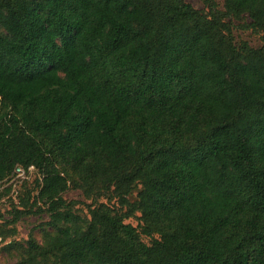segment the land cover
I'll use <instances>...</instances> for the list:
<instances>
[{
    "label": "trees",
    "instance_id": "trees-1",
    "mask_svg": "<svg viewBox=\"0 0 264 264\" xmlns=\"http://www.w3.org/2000/svg\"><path fill=\"white\" fill-rule=\"evenodd\" d=\"M203 1L0 0V181L34 166L10 223L51 228L17 264H264V44L227 20L264 0Z\"/></svg>",
    "mask_w": 264,
    "mask_h": 264
},
{
    "label": "rangeland",
    "instance_id": "rangeland-1",
    "mask_svg": "<svg viewBox=\"0 0 264 264\" xmlns=\"http://www.w3.org/2000/svg\"><path fill=\"white\" fill-rule=\"evenodd\" d=\"M186 2L192 4L196 9L204 12H208L206 5L203 0H185ZM220 9L224 8V0H218ZM233 27L234 36L236 42L240 44L242 41H247L252 47H261L264 44V31L255 32L252 29L244 27L250 23V18L245 16L242 20L229 19ZM40 178L38 171L29 173L27 179H18L15 184L8 183L7 187H12L10 194H5L0 197V226L5 229L15 228L17 233L15 236L10 238L0 237V264H17L23 258V253L27 247V241L30 238H34L37 242H43V234L45 231L51 230L47 225L50 220L48 213H38L23 217L17 223H10L13 219V208L18 205V197L23 196L26 189H33L34 195L38 192L36 188V180ZM6 187V188H7ZM138 189H136L131 196V200H135L137 196ZM63 197L70 202H74V207L77 213L83 217H90L88 212V205L92 203L91 199L86 198L82 189L74 188L72 186L63 194ZM99 203H107L109 206L118 207L117 201L115 199L108 201V199L101 198L98 200ZM43 202H39V206L45 207ZM139 212L135 216L127 220L134 226L140 224ZM142 239L146 243H150V238L142 235ZM13 243V244H12ZM10 244L11 247H10Z\"/></svg>",
    "mask_w": 264,
    "mask_h": 264
},
{
    "label": "built area",
    "instance_id": "built-area-1",
    "mask_svg": "<svg viewBox=\"0 0 264 264\" xmlns=\"http://www.w3.org/2000/svg\"><path fill=\"white\" fill-rule=\"evenodd\" d=\"M34 171H36V168L34 166H30L29 168L18 166L15 169L14 174L11 178L0 181V193H2L5 190L9 182H11V184L16 185L18 179L25 180L28 178L29 173H33Z\"/></svg>",
    "mask_w": 264,
    "mask_h": 264
}]
</instances>
